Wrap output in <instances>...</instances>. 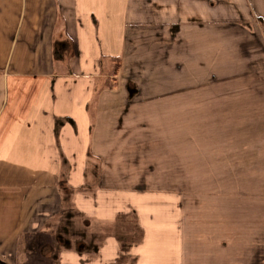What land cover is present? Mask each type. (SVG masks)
<instances>
[{"label":"crops","instance_id":"1","mask_svg":"<svg viewBox=\"0 0 264 264\" xmlns=\"http://www.w3.org/2000/svg\"><path fill=\"white\" fill-rule=\"evenodd\" d=\"M12 2L0 264H264V99L232 83L248 0Z\"/></svg>","mask_w":264,"mask_h":264},{"label":"rangeland","instance_id":"2","mask_svg":"<svg viewBox=\"0 0 264 264\" xmlns=\"http://www.w3.org/2000/svg\"><path fill=\"white\" fill-rule=\"evenodd\" d=\"M12 1L13 0H8V7H9L8 9L10 10L7 13L8 21L6 22L3 29L1 28V32H0V40H1L0 46L2 49V53H0V85H2L4 82L3 71H2V67L5 64L4 57L6 56L7 51L10 45L12 44V42L16 41L17 39V33L15 32L16 31L15 21L17 20L18 13L17 12L14 13V8H13L14 5ZM248 2L254 16L252 15V17H250V21H248V23H243V26L246 30H249L251 33L255 34L256 36L255 39L257 43L255 42V44L250 46L249 44L243 45L244 46L243 50H241V48H237L240 47L242 43L246 42L247 37L246 35H244V33L239 32L240 30L238 28L236 27L231 28L232 30L230 31L232 32V36L234 40L233 41L234 50L232 54L235 55V58H237L238 56L239 59H242L243 64L245 60L249 61V67L246 68L247 70H243V74H242L243 77H245V79L244 80L235 79L232 81V83L245 82L246 84L250 85L248 93L250 94L251 99L262 100L264 99V0H248ZM10 16L13 17V22L10 19ZM241 67L243 68L244 66L238 64L236 69H241ZM237 72L241 73V70H237ZM223 81L226 80L222 79V82ZM0 96H1V92H0ZM41 248H42L41 246H38L36 250L37 252L30 253V259L26 261L27 264H50V262L49 261L47 262V260L53 258L54 256L53 253L51 254L48 253L47 251L39 250Z\"/></svg>","mask_w":264,"mask_h":264}]
</instances>
